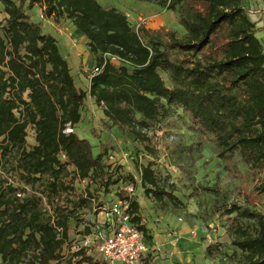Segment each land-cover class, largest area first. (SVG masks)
<instances>
[{"label": "trees", "instance_id": "1", "mask_svg": "<svg viewBox=\"0 0 264 264\" xmlns=\"http://www.w3.org/2000/svg\"><path fill=\"white\" fill-rule=\"evenodd\" d=\"M143 1L178 12L185 37L174 29L165 39L145 26L135 29L125 12L98 0H0V264H60L66 258L71 225L78 220L77 204L62 202L75 191L74 178L67 179L104 175L109 152L102 143L95 156L92 143L73 130L87 94L113 126L128 129L154 155L148 130L168 106L183 108L213 136L218 158L238 154L259 174L245 196L247 205L233 203L224 213L241 251L232 264H264V211L257 209L264 196V46L257 22L243 0ZM37 4L46 18L68 19L87 38L101 69L92 73L88 92L76 86L57 38L31 18ZM171 50L185 59H172ZM161 70L169 72L173 87ZM30 127L33 145L27 141ZM137 170L139 180L131 174L122 179L140 185L147 196L185 206L153 162L137 164ZM107 181L115 183L111 176ZM125 200L131 222L150 241L140 203L131 196ZM92 233L85 228L83 239ZM77 247L68 264H104Z\"/></svg>", "mask_w": 264, "mask_h": 264}, {"label": "rangeland", "instance_id": "2", "mask_svg": "<svg viewBox=\"0 0 264 264\" xmlns=\"http://www.w3.org/2000/svg\"><path fill=\"white\" fill-rule=\"evenodd\" d=\"M98 1L104 7H116L125 12L135 29L145 26L164 39L167 30L174 29L178 31L179 37H185L186 30L180 23L178 12L143 0ZM243 5L250 17L264 18V6L252 4V0H243ZM36 18L45 33L57 38L59 48L71 67L76 86L88 92L98 59L90 54L87 38L79 34L68 19L52 24L51 21L40 19L39 15ZM169 54L172 59H185V53L178 50H171ZM160 73L166 85L173 87L169 72L161 70ZM81 113L82 120L73 130L79 137L92 143L95 156L101 152L102 143L109 146V152L103 158L104 175L87 179L71 175L67 179L74 178L75 191L65 194L62 202L70 206L77 204L78 220L72 222L71 242L66 246V258L60 264H68L69 255L82 245L85 228H90L93 233L99 227L109 231L107 222L111 218V208L127 196L138 200L147 220H162L165 234L171 232L173 239H180L177 245L172 246L180 252L185 251V264H232L241 257V251L232 243L233 223L224 212L233 203L247 205L245 196L253 189L260 175H254L238 154L227 160L218 158L213 136L202 132L180 107L168 106V112L148 130L149 144L156 150L155 155L149 153L128 129L113 126L89 94ZM27 141L29 145L35 144L32 127L28 129ZM61 158L65 160L64 156ZM149 162L154 163V168L163 179L173 183L174 194L182 200L184 207L177 208L168 199L159 201L147 196L140 185L135 187L129 180L122 179L131 174L139 180L137 164ZM70 170L73 171L74 167L70 166ZM110 176L115 183L106 185ZM81 197L86 202L80 205ZM100 206L105 208L101 209ZM257 209L264 211V196ZM162 249L164 251L166 247ZM86 254L94 259L99 258L95 247L89 248ZM149 254L150 258L159 256L157 262L166 257L160 251L156 256ZM147 264H151L149 260ZM167 264H172V261Z\"/></svg>", "mask_w": 264, "mask_h": 264}, {"label": "built area", "instance_id": "3", "mask_svg": "<svg viewBox=\"0 0 264 264\" xmlns=\"http://www.w3.org/2000/svg\"><path fill=\"white\" fill-rule=\"evenodd\" d=\"M111 59L117 63L124 61L118 56H111ZM100 70V67H95L93 73ZM130 189L133 191L132 187ZM128 207L127 200L115 203L107 222L109 231L99 227L83 239L81 247L86 251L96 248L99 258L95 260L104 264H147L151 246L146 234L131 222Z\"/></svg>", "mask_w": 264, "mask_h": 264}, {"label": "crops", "instance_id": "4", "mask_svg": "<svg viewBox=\"0 0 264 264\" xmlns=\"http://www.w3.org/2000/svg\"><path fill=\"white\" fill-rule=\"evenodd\" d=\"M252 4L258 5L259 6H264V0H252ZM37 9V10H36ZM29 14L31 15V18L35 21L40 23V21H38V19L36 18V16L40 17V19L43 20H48L51 21L52 24H55L56 22L54 21V19L52 18H46L43 14V10L42 7L37 4L33 7V9L29 10ZM251 19L255 22H257V28H258V32H257V36L259 37V39L261 40L263 46H264V18H253V16L251 17ZM141 213L143 216V220H142V224H145V226L148 228V232L149 234L152 236V239L150 240L151 244V254L156 256L158 255L159 251L162 253L163 256L165 257V260H162L161 262H157L156 259L159 258V256L157 257H148L147 260H149V262L152 264V262L154 264H167L168 261H172V264H185V251L180 252L179 250H177V247H174L172 245L178 243V241L180 239H173V237L171 236V232L170 234H165L166 229L163 228L164 224L162 222V220L157 219V215H156V221L149 219L147 220L145 218V214L143 209H141ZM166 226H168L169 228V224L166 223ZM167 228V229H168ZM185 229V228H184ZM172 231V230H171ZM166 247V250L163 251V247ZM150 255V254H149ZM153 258V261H152Z\"/></svg>", "mask_w": 264, "mask_h": 264}]
</instances>
